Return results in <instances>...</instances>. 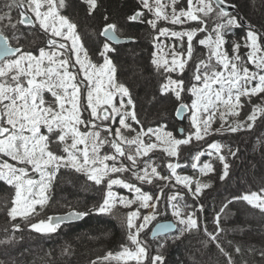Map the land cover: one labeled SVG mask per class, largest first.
Returning a JSON list of instances; mask_svg holds the SVG:
<instances>
[{
	"label": "snow or ice",
	"instance_id": "snow-or-ice-1",
	"mask_svg": "<svg viewBox=\"0 0 264 264\" xmlns=\"http://www.w3.org/2000/svg\"><path fill=\"white\" fill-rule=\"evenodd\" d=\"M140 2L145 9L153 13L155 18L148 20L147 23L154 29L160 20L173 25L189 21L203 25L205 24L203 18L209 17L214 12L222 21L212 29L214 38L213 35H209L199 40L200 45L209 49V54L207 60L200 59L195 64L193 79L198 84L194 83L187 89L194 97L190 109L189 105L184 103L176 109L177 116L182 111L190 110L191 126L195 131L183 139L175 138L173 133L165 131L163 127L148 129L147 132L141 129L131 139L126 137L123 134L124 130L135 131L127 122L128 119L136 123L139 121L129 89L124 84L116 82V68L107 56V53L114 49L105 43L100 53L104 57L103 64L97 66L91 62L78 35L77 24L62 14L61 10L67 6L66 0H11V3H6L4 7L9 11L12 8L22 10L18 23L32 28L38 25L48 38L47 50L44 47L39 48L37 56L31 52H22L21 47L12 46L9 38L0 32V155L16 162L15 165L7 161L0 162V181L15 188L13 206L8 211V216L15 221L17 217L27 219L37 214V206L43 209L48 204L47 193L61 168H70L83 173L96 185L102 184L105 178H108L103 202L95 209L98 213L109 214L117 205L131 208L133 204L138 203L139 207L126 214V239L131 246L121 245L120 251L115 253L110 251L101 259L105 262L114 261L116 264H132V262L165 264V257L159 254V250L165 247L169 237L163 234L170 229H177L182 235L199 227L195 213L187 211L192 206L182 203L184 196L179 192L168 196L167 207L171 209L175 223L161 224L152 230L153 237H159L161 242L157 244V254L150 256V246L141 238V233L156 220L159 214L158 205L153 201H159L161 197H153L120 178L113 179L111 174L133 171L137 180L148 184L154 183V180H169L170 177L162 176L157 167L148 161H145L142 174L134 171L138 158L147 157L149 153L161 147L167 156H178L181 145L189 144L193 138L197 141L203 140L210 134L217 112L222 121L226 120L227 116H238L240 114L238 109L243 107L242 97L250 99L264 93V38L253 29L247 31L244 47L249 51L245 62L240 55L239 43L233 46L234 55L231 57L224 50L225 32L231 27L241 26L238 17L231 15L223 7L228 0H187V8L181 7L179 10L176 8L179 0H171V5L162 3V0H151V2L140 0ZM85 3L88 5V13L92 14L97 8V0H85ZM169 6L172 8L170 15L166 11ZM231 7L236 6L231 5ZM142 15V12L137 11L128 19L135 21ZM4 19L11 20V17L7 13L0 15V20ZM11 26L16 27L14 24ZM205 30L204 27L187 31H169L167 28H161L160 36L170 35L181 40L186 37L187 53L185 55L173 48L170 61L157 58L154 53L153 65L157 69L162 68L165 73L178 71L183 74L186 65L194 56V37L197 32ZM116 32L115 24H106L100 35L119 42ZM15 39L19 43V37ZM61 41H70L71 49ZM69 52L75 57L74 64ZM247 64L254 65L256 70H250ZM76 65L79 66L78 70L71 71ZM81 73L83 80L78 79ZM184 91L185 81L172 79L170 76L160 87L161 95L171 92L178 101L181 100V93ZM45 93H50L55 98V106L46 101ZM117 94L121 97L119 107L113 103ZM82 96L86 100V107L82 105ZM123 97H128L127 105ZM128 106H131L130 110ZM221 108L224 110L221 111ZM85 111H90V118L83 117ZM260 115H264V107L254 106L252 113L247 117L251 122L246 125L247 129L253 127ZM117 119L119 127L113 131L105 122ZM81 125L86 130H81ZM244 127L243 124L230 125L227 131L234 133ZM149 133L155 135L156 142H145L144 137ZM109 136L113 138L109 140ZM54 143L62 145V152L65 155L56 154L51 150L50 145ZM106 145L111 148L110 153H102ZM209 147L215 151L223 165V172L220 175V180L223 181L229 176V164L225 156L220 154L222 145L212 143ZM202 154L196 155L194 160L198 161ZM231 154L236 155L235 152ZM122 157L130 161V165L126 166L122 162L118 164ZM191 166L193 169L198 167L196 163ZM179 167H181L179 163L167 164L176 183L187 188L193 199H198L202 191L211 185L197 180L193 191L192 178L178 175L176 170ZM29 171L38 174L39 178H30ZM213 171V166L209 163L199 167L201 175ZM114 185L133 192L134 198L118 196L112 191ZM241 200L264 213V188L259 192L252 191L233 197L232 201H228L221 208V212L228 207V204ZM141 208L151 209L142 219ZM200 210L203 211V205H200ZM86 215L87 212L74 210L64 217L50 216L46 221L30 224V227L38 233H54L66 220L80 219ZM215 223L217 232L222 231L219 214ZM19 228L18 224L13 225L15 231H19ZM207 234L211 241H217L216 234ZM216 247L228 257V264H235L231 254L226 252L220 243L217 242ZM241 251L240 247L235 248L236 253ZM261 255L264 256V252H261Z\"/></svg>",
	"mask_w": 264,
	"mask_h": 264
},
{
	"label": "trees",
	"instance_id": "trees-1",
	"mask_svg": "<svg viewBox=\"0 0 264 264\" xmlns=\"http://www.w3.org/2000/svg\"><path fill=\"white\" fill-rule=\"evenodd\" d=\"M6 3H11V0H0V15L7 13L12 19L18 10L12 8L9 11L4 7ZM66 3L65 13L77 24L81 43L89 59L96 65L102 62V56H99L103 42L100 33L106 24H115L118 36L132 39L130 43L114 46V51L107 54L116 68V82L129 89L135 105L139 123L130 119L132 127L137 129L142 124L146 128L164 126L167 130H173L176 126L175 110L179 102L171 93L161 95L160 81L163 77L155 72L150 59L155 31L141 22V17L137 21L128 19L139 10L135 2L97 0V8L92 14L88 13V5L83 2L66 0ZM228 4L236 6L230 14L238 17L241 26L229 28L225 32L226 37L232 34L238 38L244 37L243 31L247 29H253L264 37V0H228ZM203 19L206 30L197 35L196 43L208 34L214 35L212 29L218 22H222L215 12ZM11 21L0 20V32L9 38L11 44L17 43L15 37H19L18 44L26 46L27 50L31 49L36 54L35 46L41 44L43 34L37 28L31 29ZM13 24L16 25L15 28L11 26ZM197 26L199 24L191 29ZM30 35L35 38V44H24ZM32 45L34 48H31ZM193 47L198 48L195 43ZM198 61L199 59L193 57L189 64L195 65ZM78 79L80 80L79 77ZM45 99L50 100L47 93ZM241 102L243 107L240 115L233 118L232 123L243 124L245 127L240 131L227 133L219 141L223 147L221 152L229 164V176L225 180H220L223 165L218 156H209L207 163L213 166L214 171L209 176L202 177L195 170H191L192 158L197 154V148L182 147L187 154H181L177 163L185 164L186 167L180 171L211 186L204 189L203 195L198 199H193L185 188L173 183L162 191L160 202L163 209L166 192H179L184 196L182 203L192 206L187 211H196L199 224L198 229L186 231L182 235L178 230L168 235L165 247L159 250V254L165 257V264H228V257L216 247L217 242L231 254L235 264H264V256L261 255L264 252V213L242 200L233 201L221 212V208L228 201H232L233 197L252 191L259 192L264 188V115H260L253 127L247 129L246 125L251 123L247 117L254 106L260 105V101L255 97H242ZM83 117L90 118L89 111L83 112ZM108 139L111 140L112 137L109 136ZM56 144L58 143L50 145L51 150L65 155L62 145ZM104 149L111 150L106 145L102 153L105 152ZM228 152H235L236 155ZM247 155V159L243 158L244 161L241 162L242 157ZM120 162L124 163L122 158L118 164ZM233 164H237L238 168L235 174L232 172ZM160 173L169 176L168 170L162 169ZM162 186L163 183H158L155 189L161 190ZM195 186L193 182L191 188L195 190ZM106 191L107 181L96 185L83 173L61 168L47 193L48 204L43 209L38 206L37 214L27 219L13 221L8 216V211L12 207L14 189L0 181V242L8 241L0 243V264H116L114 261L105 262L101 258L110 251H120L121 245L131 246L126 239L127 209L117 206L109 214L98 213L95 209L103 202ZM200 205H203V211L196 210ZM74 210L87 212L88 215L81 222L60 227L54 233L42 234L30 227L32 223L46 221L50 215ZM218 214L222 229L219 232L215 223ZM167 218L165 211L160 213L147 232L141 233V238L150 246V256L157 254V244L161 240H151L149 230L154 224ZM14 224L20 226L19 231L13 229ZM207 233L216 234L217 241H211ZM253 238H262L263 243L252 245ZM236 247H240L242 251L236 253Z\"/></svg>",
	"mask_w": 264,
	"mask_h": 264
},
{
	"label": "rangeland",
	"instance_id": "rangeland-1",
	"mask_svg": "<svg viewBox=\"0 0 264 264\" xmlns=\"http://www.w3.org/2000/svg\"><path fill=\"white\" fill-rule=\"evenodd\" d=\"M132 1H134L135 4L137 5V7L139 8L138 11L143 13V15L141 16V22L143 21V23H145V25L149 26L151 28V30L155 31L153 51H152L151 57H150L151 63H152V60L154 58V53L156 54L157 58H165V59H168L170 61L171 58H172L171 57V52H172L173 48H175L177 50V52H183L186 55V53H187V39H186V37L183 40H181V39H177L175 37H171L170 35H168V36H160L159 35V30L161 28H167V29H169V31H187V30H191V28L194 25H197L199 23L195 22V21H189V22L184 23V24L173 25V24H171V23H169L167 21L160 20V21L157 22V27L154 29L147 23L148 20L155 18L153 13H151L147 9H145L143 7V5L141 4L140 0H132ZM79 2H83V4L87 5L85 3V0H80ZM150 2H151V0H150ZM162 3H164L166 5H171V0H162ZM181 7L185 8V9L187 8V0H179L178 4L176 5V8H177V10H179ZM166 11L170 15L171 11H172L171 6L167 7ZM136 12L137 11H135L134 13H136ZM33 18H34V16H33ZM199 27H203V25L199 24V26H197V28H199ZM36 28H39V26L37 25ZM248 30L249 29L243 31L244 32V37H241V38H238L237 36H233V34L232 35H228L227 37L225 35L226 43L224 45V50L227 52V54L230 57L232 55H234V53L232 51L233 46L236 43H239L241 45L240 55L244 58V60L246 62V60H247V52L249 51V49L244 47V44H245V37H246V34H247ZM200 33H202V32H197V35H199ZM197 35H196V37H197ZM209 35H212V34H208L207 36H209ZM196 37H194L193 43H195L198 46V48H194L195 46L193 47V52H194V56L193 57L197 58L199 60L200 59L207 60L208 59L209 50H208L207 47L202 46V45L199 44V40L200 39L196 43L195 42V41H197ZM213 38H214V35H213ZM65 42H67L69 48L71 49V42L70 41H64V43ZM32 43L35 44L34 41ZM105 43L106 42H102L101 52L103 51V46H104ZM27 44H28V42H27ZM30 45H31V43H30ZM108 45H109L110 48H112L110 44H108ZM31 48H34V47L31 46ZM35 48H36V46H35ZM45 49L47 50V48H45ZM25 52H31L33 55H37V56L39 55V50H37L36 54H34L31 51V49H29L28 51H25ZM109 52H111V51H109ZM68 54L71 56L72 63L74 64L75 63L74 55H71L70 52ZM99 56H102V55L99 54ZM103 61H104V57L102 56V62L99 63L97 66L103 64ZM189 63H190V61H189ZM189 63H188V65H186V69H185L183 74L179 73L178 71L177 72H171V73H165L162 68L161 69H157V67L155 65H153V63H152L153 67L155 68V72L162 74L163 80L160 81L161 82L160 86L167 82V77H169V76L172 79H183L185 81V91L181 93V100L178 101L176 99L179 102L178 105H177V108H178V106L181 103H184V104L189 105V109H190L191 101H192V99H194V97H192L191 93L188 92L187 89L190 88L192 86V84H194V83L198 84V82H196L193 79V73H194V70H195V65H191ZM213 63H214V61H213ZM217 67L219 68V66H217ZM247 67H249V69L252 70V71L256 70L254 65L247 64ZM78 68H79V66L76 65L71 70L76 72L78 70ZM79 78H80V80H83V74L82 73L79 74ZM214 87H217V86H214ZM169 93H171V92H169ZM47 94L50 96V100H46V101L48 103H50V104H53V106H55V98L52 97L50 93H47ZM172 95H173V97H175L174 94H172ZM253 97L257 98L260 101V105H258V106L264 107V93H261L258 96H253ZM127 99H128V97H123V101H124L125 105H127ZM82 100H83V101H81L82 105H84V107H86V100L84 99L83 96H82ZM120 101H121V97L119 96V94H117L114 97L113 103L116 104L117 107H119ZM128 109L130 110L131 106H128ZM220 110L223 111L224 109L221 108ZM238 111L240 113L241 112V108L238 109ZM175 112H176V110H175ZM89 113H90V111H89ZM250 113H252V111ZM190 116H191V112L189 110L188 114L185 116L184 122L178 123L176 121V126L174 127L173 130H167V129H165L164 126H161V127H163V129L165 131L173 133V136L175 138H178V139L186 138L189 135V133H193L195 131V129L192 128V126H191ZM235 117H237V116H227L226 120L222 121L220 119V117H219V112H217L216 117H215V119H214V121L212 123V128H211L210 134L205 136L203 140L197 141V140H195V138H193L190 141L189 144L181 145L180 146V150H179V154L176 157L167 156L166 153L163 152L162 147H161V148L155 149L153 152L149 153V155L147 157H143L142 156V157L138 158V163H137L136 169H134V171H136L139 174H142L141 170L145 167V161H148L150 163H153L157 167V170L159 172L162 171V169L168 170L169 171V176L168 177H170L169 180H166V181L165 180H154V183L148 184L146 182H141V181L137 180L134 177V175H133V171L111 174V178H113V179L120 178V179H122V180H124V181H126L128 183L134 184L136 187L141 188L142 191L148 192L153 197L160 196L162 191L170 183H173L175 185H179V186H182L183 188H185L183 185H180V184L176 183L175 178L172 177V174H171L170 170L167 168V164L168 163H177V160L180 158L181 154H183V155L187 154V151L185 149H183L182 147H185V148L194 147V148H197V150H198L197 154H195V156L200 154V153H203V154L200 155V159L198 161L194 160L195 156L192 158V164L196 163L198 165V167L196 169H193L191 167V170H195L198 173L199 176H202V177L203 176H209L210 173H208L207 175H201V173L199 172V167H202L203 164L208 162L209 156H212V155L218 156L215 153V151L209 147V145L212 144V143H219V141L222 140L223 136H226L227 133H231V132L227 131V128L231 125L232 119L235 118ZM258 118H259V116L257 117V119ZM174 119H175V115H174ZM129 120H130V118L128 119L127 122L130 124ZM105 123H108L109 124L108 126L110 128H112L113 131L116 128L119 127L118 119L116 121L109 120V121H107ZM236 124L232 123L231 126H235ZM80 127H81V130H86L83 125H81ZM161 127H147L146 128V127L142 126V124H141V125H138V128L135 129V131L124 130L123 134L126 137H128L129 139H131L132 137L136 136L137 132H139L141 129H143L145 132H147L148 129H154L155 130V129H158V128H161ZM179 129L181 130V134H179V132H178ZM217 130H219V131H217ZM44 131L46 132V129ZM144 140L147 143H152V142H156V137H155V135L149 133L148 135H146L144 137ZM69 143H70V141H69ZM58 144H56V145H58ZM222 149H223V147L221 148V150ZM104 151L110 153L112 150L109 151V149H106V150L104 149ZM209 153H211V154H209ZM220 154L223 155L222 152ZM228 154H231V153L228 152ZM247 157H248V155L246 157L245 156L242 157V159L240 161L243 162L244 159H247ZM122 159H123V162H124L123 164L124 165H126V166L130 165L131 162L128 161L126 158L122 157ZM3 161H7V162H9L11 164H14V165L16 164V162L10 160V158L5 157L3 155H0V162H3ZM109 163H111V161H109ZM180 165H181V167L177 168V170H176L177 174L180 175V176H189V177L192 178L193 182L195 183V181H197V179L193 178L188 173H184L183 171H180V169H184L186 167V165L185 164H180ZM17 166L19 167L21 165H17ZM232 166H233V169H234V170H232V172H233V174H235L238 171L237 170L238 169L237 168V164H233ZM149 171H150V169H149ZM30 172L31 171H29V177L30 178H33V179H38L39 178L38 174L33 173V172L30 173ZM162 176H164V175H162ZM107 179L108 178H105V181H107ZM90 182H93V181H90ZM158 183H163V186H162L161 190L155 189L156 185ZM13 189H14V195H13V199H14L15 188L13 187ZM185 189L188 191L187 188H185ZM192 190H193V188H192ZM112 191L115 192L118 196H124V197H127L128 199H133L134 195H135L133 192H130L128 189L123 188L121 186H117V185L113 186ZM203 192H204V190L202 191L201 195H203ZM174 193H176V192H166V196L167 197L164 199V209L162 207V203L160 202V200L159 201H155V200L153 201V202L157 203V205H158L159 214L157 215V217L160 215V213L163 214V212L165 211V213L168 215L167 219L168 220H172V221L175 222L174 217L172 216L171 209L167 207V204H168L167 198H168L169 195H172ZM189 194L192 196V194L190 192H189ZM192 198H193V196H192ZM117 206H120V205H117ZM120 207H122V206H120ZM138 207H139V204L135 203V204H133L131 206V208H126V209H127V212H129V211L137 209ZM160 207H161V209H160ZM122 208H124V207H122ZM160 210H161V212H160ZM196 210H200V207H197ZM150 211H151V209H143V208H141L140 209L141 219H142L143 215L148 214V212H150ZM193 212L195 213V216L197 218L196 211H193ZM64 213L65 212L58 213V214H64ZM54 215H57V214H54ZM19 218L20 217H17V219H19ZM151 224H149L148 228H150ZM148 228H146L144 230V233L147 232ZM149 231H151V229ZM142 237L145 238V236H142ZM261 243H263L262 238H253L252 241H251V244L255 245V246H256V244H261Z\"/></svg>",
	"mask_w": 264,
	"mask_h": 264
},
{
	"label": "water",
	"instance_id": "water-1",
	"mask_svg": "<svg viewBox=\"0 0 264 264\" xmlns=\"http://www.w3.org/2000/svg\"><path fill=\"white\" fill-rule=\"evenodd\" d=\"M214 7H215V6H214ZM223 7H225L226 10H227L229 13H232V12L235 10V8L231 7V5L228 4V3H227L226 5H224ZM135 21H137V20H135ZM116 35H117V34H116ZM101 37H102V39H103L104 41L108 42V43L111 44L112 46H119V45H123V44H127V43L132 42V39H131V38H123V37H120V36H118V35H117V37H118L119 42L112 41V40H110V39H108L107 37L102 36V35H101ZM263 38H264V37H263ZM178 107H179V106H178ZM187 114H188V111H182V112L180 113V115L177 116V114H176V112H175V119H176V121H177L178 123H182V122H184L185 116H186ZM178 132H179V134H181V130H180V129L178 130ZM69 212H70V211H69ZM69 212H66V213H64V214H57V215H54V214H53V215H50V216H51V217H64V216H66V214L69 213ZM50 216H49V217H50ZM85 217H86V216H84V217H82V218H80V219L66 220L63 224H61L60 227H62V226H68V225H72V224L79 223V222H81ZM168 223H174V222H173L172 220H168V219L161 220V221L157 222V223L153 226L152 230L155 229L158 225H161V224H168ZM152 230H151V234H150V239H151V240H155V239L159 238V237H155V238L153 237ZM176 231H177V229H170L169 232L164 233L163 235L168 236V235H170V234H174Z\"/></svg>",
	"mask_w": 264,
	"mask_h": 264
},
{
	"label": "flooded vegetation",
	"instance_id": "flooded-vegetation-1",
	"mask_svg": "<svg viewBox=\"0 0 264 264\" xmlns=\"http://www.w3.org/2000/svg\"><path fill=\"white\" fill-rule=\"evenodd\" d=\"M78 1H80V0H78ZM25 7H26V5H25ZM17 10L18 11L12 16V19H11L12 21L11 22H14L15 23V22H18L19 21V19H20V12L22 10L21 9H17ZM61 11H62V14L63 15L68 16V14L65 13V9H63ZM28 15H31V13H28ZM68 17L73 21L72 17H70V16H68ZM21 25H23V24H21ZM23 26H25V25H23ZM26 27H29L31 29H34V28L30 27V26H26ZM37 29L43 34V37H42L43 41L41 42L40 45H38V46L36 45L37 50H39V48H41V47L47 48V44H46V41H47V38H48L47 35L45 33H43L39 28H37ZM27 37L28 38L24 41V44H27V42H28V44H30V43L32 44V42L35 41V38L33 36L30 35V36H27ZM61 42H64V41H61ZM65 43L67 44V42H65ZM12 46H14V47H21L22 52H25L27 50V48H25L26 46L24 47L22 45H19L18 43L12 44ZM32 47H33V45H32ZM67 47H68V49H70L69 46H68V44H67Z\"/></svg>",
	"mask_w": 264,
	"mask_h": 264
}]
</instances>
